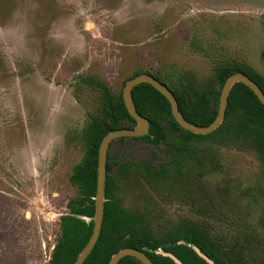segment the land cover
<instances>
[{"label": "rangeland", "instance_id": "rangeland-1", "mask_svg": "<svg viewBox=\"0 0 264 264\" xmlns=\"http://www.w3.org/2000/svg\"><path fill=\"white\" fill-rule=\"evenodd\" d=\"M234 61L264 77V0H0V264H49L78 194L79 133L100 99L89 79L117 95L140 73L186 75L201 96L219 89L218 64ZM219 137L167 177L118 172L112 198L142 217L132 234L211 228L264 264V165ZM108 153L151 166L169 158L142 139L112 141Z\"/></svg>", "mask_w": 264, "mask_h": 264}, {"label": "trees", "instance_id": "trees-1", "mask_svg": "<svg viewBox=\"0 0 264 264\" xmlns=\"http://www.w3.org/2000/svg\"><path fill=\"white\" fill-rule=\"evenodd\" d=\"M214 72L219 89H209L201 96L195 92L186 75L177 76L179 81H166L152 75L172 91L184 118L200 126L208 125L215 118L221 86L231 73L242 72L248 75L264 93V77L247 64L225 62L218 64ZM88 82L98 88L100 99L95 110L88 113L86 124L79 133L85 151L79 163L72 168L69 178L78 187V194L67 202L68 212L60 217L59 237L52 249L49 264H73L91 235L97 152L102 137L110 130L135 126V120L124 106L122 91L115 95L103 82L94 79ZM132 97L136 110L148 119V132L140 137H119L115 140L122 142L124 139H142L154 145L162 144L168 150L169 158L163 164L151 166L144 162L122 161L117 155L107 154L103 222L99 237L82 264H108L110 256L123 247L142 250L154 264H175L169 256L156 253L157 248L173 253L184 264H208L186 243L198 246L215 264H249L244 256L245 246L222 243L213 235L211 228L207 230L189 224L183 228V232L178 233L175 229L162 240L148 234H132L133 228L142 224L143 219L139 213L123 208L112 198L111 192L118 172L140 168L153 176L164 178L179 172L187 163L195 164L198 156L208 151L204 146L206 141H214L217 136H220L221 142L255 149L264 165V105L249 87L240 82L235 83L228 95L223 122L212 132L194 134L175 121L168 100L150 84L135 85ZM202 110L204 120L199 122L195 118ZM126 234L128 236L123 238ZM117 264L142 263L127 255Z\"/></svg>", "mask_w": 264, "mask_h": 264}, {"label": "water", "instance_id": "water-1", "mask_svg": "<svg viewBox=\"0 0 264 264\" xmlns=\"http://www.w3.org/2000/svg\"><path fill=\"white\" fill-rule=\"evenodd\" d=\"M243 83L249 87L253 93L256 95L258 100L264 105V93L259 85L252 80L248 75L242 72L231 73L223 82L218 99V108L217 113L213 121L208 125L200 126L196 125L193 122L188 121L184 118L181 111L178 107V102L169 89V87L148 73H140L131 78H129L123 88H122V100L124 106L129 113V115L135 120V126L132 128H117L108 131L101 139L98 152H97V174H96V191L94 196V215L92 217L93 226L91 235L87 243L78 253L73 264H82L87 255L90 253L94 247L100 233L101 225L103 222L104 214V202H105V179H106V161L108 147L111 142L119 137H140L148 132L149 122L148 119L141 115L135 107L132 89L135 85L139 83H148L156 90H158L165 98L168 100L170 105V111L175 119V121L183 128L194 134H207L215 130L224 120L225 110L227 106L228 95L232 86L235 83ZM195 252L202 257L208 264H215L214 261L209 258L201 249L196 245H191ZM158 253L169 256L173 259L175 264H184L177 256L168 251H158ZM133 256L138 259L142 264H154L152 260L145 254L142 250L132 248V247H123L113 253L108 261V264H117V262L124 256Z\"/></svg>", "mask_w": 264, "mask_h": 264}, {"label": "flooded vegetation", "instance_id": "flooded-vegetation-1", "mask_svg": "<svg viewBox=\"0 0 264 264\" xmlns=\"http://www.w3.org/2000/svg\"><path fill=\"white\" fill-rule=\"evenodd\" d=\"M155 252H158V248L155 250ZM145 253V252H144ZM146 254V253H145ZM158 254H160V253H158ZM148 256V255H147ZM149 257V256H148Z\"/></svg>", "mask_w": 264, "mask_h": 264}]
</instances>
